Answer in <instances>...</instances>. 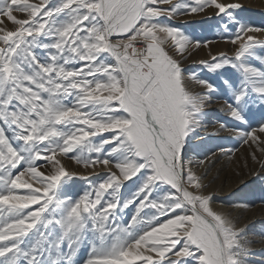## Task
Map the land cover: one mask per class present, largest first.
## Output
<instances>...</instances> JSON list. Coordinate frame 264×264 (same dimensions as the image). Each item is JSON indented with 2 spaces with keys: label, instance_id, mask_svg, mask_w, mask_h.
<instances>
[{
  "label": "snow or ice",
  "instance_id": "snow-or-ice-1",
  "mask_svg": "<svg viewBox=\"0 0 264 264\" xmlns=\"http://www.w3.org/2000/svg\"><path fill=\"white\" fill-rule=\"evenodd\" d=\"M241 8L229 0H0V264H251L255 241L212 206L193 167L209 166L210 155L185 158L221 89L185 76L181 59L201 41L171 23L211 12L235 28L222 25L233 55L199 63L236 70L237 79L221 77L225 109L238 122L231 131L264 154V119L250 124L252 107L264 109V28L239 19ZM63 159L93 173L78 175ZM74 178L88 181L79 195L66 191Z\"/></svg>",
  "mask_w": 264,
  "mask_h": 264
},
{
  "label": "rangeland",
  "instance_id": "rangeland-1",
  "mask_svg": "<svg viewBox=\"0 0 264 264\" xmlns=\"http://www.w3.org/2000/svg\"><path fill=\"white\" fill-rule=\"evenodd\" d=\"M260 1L264 0H229V2H237L242 5V8L235 12L239 19L254 27L264 28V5ZM5 23L7 27H11L10 22L6 21ZM171 23L180 27L193 41H201L199 48L194 44L189 45L181 59L185 76L196 73L200 77L214 82L221 89L220 95L214 96L213 102L207 105L202 126L191 136L185 158L196 160L202 158L200 153L210 155L211 164L206 168L193 165L198 174L202 176L204 190L207 194H211L212 206L228 213L237 227L244 229L246 235L255 241L251 245L253 249L251 264H264V241H261V237L264 236V163H262L264 154H261L255 145L249 147L243 144L231 131L237 127L238 122L232 120L227 114L225 101L228 100L229 94L221 80L222 76L237 79L238 73L231 68L212 73L199 63L201 60H210L211 57L219 56L221 53L228 56L233 55L235 46L223 38L227 33L222 25L228 23L231 32H234L235 28L226 17L220 19L211 12H208L207 15L180 16ZM256 35L260 36V34ZM260 38H264V36H260ZM204 41L209 42L207 47L204 46ZM164 47L170 54L174 51L170 42L166 43ZM257 51L264 55V49L258 48ZM253 63L259 66L257 61H253ZM192 86L195 87V85ZM261 119H264V109L254 105L250 115L251 127H257ZM222 123L227 125L226 129L220 128ZM221 148L225 150L223 154L219 151ZM253 152L256 154V160L252 158ZM62 162L70 171H74L78 175L93 173V171L79 172L73 166L80 165L72 160L63 159ZM94 171L103 175L108 170L98 166ZM87 186L88 181L74 178L69 182L66 191L69 195H79ZM134 188L135 185L129 182L124 190V195L127 196L129 191ZM242 205H249V207ZM131 211L132 209L127 210L125 215L127 216ZM81 255L86 257L85 249H82Z\"/></svg>",
  "mask_w": 264,
  "mask_h": 264
},
{
  "label": "bare ground",
  "instance_id": "bare-ground-1",
  "mask_svg": "<svg viewBox=\"0 0 264 264\" xmlns=\"http://www.w3.org/2000/svg\"><path fill=\"white\" fill-rule=\"evenodd\" d=\"M263 2V5H264V1H260V3ZM259 6V5H258ZM72 164V163H71ZM74 168H76V170H78L79 172L81 171H84V172H92L93 170L92 169H84L82 166H78V167H75V165L73 166ZM72 167V168H73Z\"/></svg>",
  "mask_w": 264,
  "mask_h": 264
}]
</instances>
